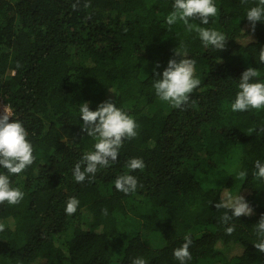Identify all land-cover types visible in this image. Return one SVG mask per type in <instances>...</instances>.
Wrapping results in <instances>:
<instances>
[{
  "label": "trees",
  "instance_id": "trees-1",
  "mask_svg": "<svg viewBox=\"0 0 264 264\" xmlns=\"http://www.w3.org/2000/svg\"><path fill=\"white\" fill-rule=\"evenodd\" d=\"M85 2L74 9L76 0H0V100L22 122L36 156L10 176L24 200L0 204V264H131L136 257L179 264L173 251L186 234L193 240L187 264H264L253 245L264 214V201L256 202L264 182L253 175L254 161L264 162V133L257 131L264 109L230 108L248 67L260 73L254 82L264 83V23L251 33L245 17L256 0H214L218 15L207 25L190 20L192 31L179 21L166 24L174 0ZM195 27L225 34V49H205ZM185 47L200 86L184 110L156 104L155 65L162 73L169 59L179 60L174 50ZM110 98L137 122L138 136L125 140L118 160L91 182L77 183L73 168L95 143L81 131L79 105L89 102L94 111ZM145 105L154 107L145 112ZM132 158L145 167L130 171ZM241 170L248 172L244 181ZM124 174L139 185L127 195L114 185ZM225 193L244 196L254 215L221 223L225 209L215 204ZM72 197L80 203L69 216ZM152 234L162 243L150 245Z\"/></svg>",
  "mask_w": 264,
  "mask_h": 264
},
{
  "label": "clouds",
  "instance_id": "clouds-1",
  "mask_svg": "<svg viewBox=\"0 0 264 264\" xmlns=\"http://www.w3.org/2000/svg\"><path fill=\"white\" fill-rule=\"evenodd\" d=\"M247 5L248 0H241ZM80 0H76L73 8L79 7ZM84 7H90V3H84ZM218 15V8L214 0H174L172 11L166 17V24L171 29L178 21L182 22L187 31H192L194 25L189 21L198 20L201 25H207L210 18ZM246 19L249 24V31L255 32L257 22L264 23V0H256L255 6L248 8ZM90 18V17H89ZM195 31L205 49L212 48L217 52L225 49L228 38L222 32L214 29L195 27ZM249 41L250 36H247ZM177 49V48H176ZM174 50V57L167 62V67L162 73H156L159 68L157 63L154 67V79L152 87L159 100L168 103L172 108L184 110L189 106L190 96L196 90L201 80L195 75V60L189 58L187 48L183 51ZM258 62L264 64V46L259 50ZM17 68L21 64L17 62ZM260 73L257 69L248 67L241 73L238 89L234 102L230 108L233 112H245L249 110L264 109V83L254 82ZM79 117L83 123L81 131L87 136L94 138V150L86 151L73 168V176L77 183L86 179L91 182L101 168H107L118 160L119 150L125 140H131L138 136L139 125L111 98L97 105L96 110H90L89 102L79 105ZM10 118H12L11 122ZM264 133V127L257 130ZM28 132L22 122L13 119L11 106L4 105L0 114V168L6 170L0 173V204L19 205L25 197V193L17 187L12 186L10 176L19 175L33 165L36 156L33 154V145L27 139ZM255 178L264 182V162L259 159L254 161ZM127 167L130 171L143 169L145 163L142 158H132L128 161ZM248 176L246 170L238 173V179L244 181ZM115 189L124 194H131L138 188V180L131 174L118 176L114 181ZM79 200L75 197L69 198L66 202L65 213L74 215L79 206ZM215 208L225 209L221 217V223L227 225L229 221L241 216L250 217L254 215V209L246 201L245 197L225 193L224 198L215 204ZM102 214L107 215V209H102ZM258 238L253 245L258 252L264 253V214H261L258 223L254 226ZM4 231V224H0V232ZM235 226L225 228V233L231 235ZM193 240L189 234L184 237V243L174 249L173 257L179 264H187L191 261L190 247ZM131 264H149L143 257L132 259Z\"/></svg>",
  "mask_w": 264,
  "mask_h": 264
},
{
  "label": "rangeland",
  "instance_id": "rangeland-1",
  "mask_svg": "<svg viewBox=\"0 0 264 264\" xmlns=\"http://www.w3.org/2000/svg\"><path fill=\"white\" fill-rule=\"evenodd\" d=\"M1 100H0V104H1ZM161 103H165V104H167L166 102H163V101H161V100H158L157 101V103L156 104H161ZM154 106H152V105H145L144 107H143V110L145 111V112H151L152 111V108H153ZM192 165V164H191ZM190 165V166H191ZM263 201H264V195H258L257 196V199H256V202L257 203H260V204H263ZM159 212L162 214L163 212H164V209H159ZM128 223H125V225H127ZM124 225V226H125ZM199 231V229L198 228H196V232H198ZM146 240H147V242L150 244V245H159V244H161L162 243V241H161V239H160V237L158 236V235H150V236H148V237H146Z\"/></svg>",
  "mask_w": 264,
  "mask_h": 264
},
{
  "label": "built area",
  "instance_id": "built-area-1",
  "mask_svg": "<svg viewBox=\"0 0 264 264\" xmlns=\"http://www.w3.org/2000/svg\"><path fill=\"white\" fill-rule=\"evenodd\" d=\"M4 105H7V104L1 102V104H0V114H2V109H3V106H4ZM7 106H8V105H7Z\"/></svg>",
  "mask_w": 264,
  "mask_h": 264
}]
</instances>
